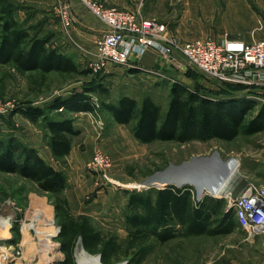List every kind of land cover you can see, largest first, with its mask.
I'll use <instances>...</instances> for the list:
<instances>
[{
	"label": "rangeland",
	"instance_id": "1",
	"mask_svg": "<svg viewBox=\"0 0 264 264\" xmlns=\"http://www.w3.org/2000/svg\"><path fill=\"white\" fill-rule=\"evenodd\" d=\"M11 1L19 7L18 17L29 18L27 23L33 24V32L38 30L44 33L53 30L55 33L51 39L52 45L64 46L67 40L62 34V29L68 33L74 27L75 21L68 26L64 24L60 0ZM183 3L184 0H145L144 6L147 13L151 11L154 18L165 21L171 15L177 17ZM214 7L213 11L204 14L203 11L206 10H202L201 7L196 11L193 7L190 9L191 19L194 18L192 20L196 22V26L204 28L197 27V31L204 30L213 35L226 33L229 37L248 40L264 38V0L218 2L215 0ZM0 10H5V7L0 5ZM71 14L75 18L72 7ZM171 20L166 21L170 31ZM197 33L195 32L199 35ZM62 41L65 42L61 43ZM67 45L71 47L69 42ZM72 50L74 51L71 54L78 68L86 70L85 72L73 74L51 72L42 75L32 71L19 74L9 66H0V138L14 136L22 143L34 146L53 166L65 168L63 170L67 177L66 189H70V184H73V187L80 191L74 214L87 215L97 229L123 239L128 229L123 217L127 192H143L149 187H155L143 186L141 182L147 175L165 168L169 163L179 164L192 156H207L211 160L215 158L213 162L217 159L221 161L223 165H218L217 175L225 172L224 165L228 166L232 161L235 162L236 170L227 183V189L234 195L239 194L250 183L264 184V130L251 135L240 134L230 141L194 138L184 142L141 143L133 137L130 124L115 123L109 113L102 110L79 115L68 113L73 119V124L80 128V134L72 137V144L77 143L83 150L87 138L93 136L92 152L99 149L108 153L113 160L112 167L107 172H95L89 170L84 163L81 164L80 171L73 176L65 157L56 160L49 152L47 131L41 119L24 115L21 112L22 107L29 105L46 107L56 96L101 83L106 88L107 95L101 96L97 90L89 92L95 102L98 103L101 99L116 101L121 95H129L139 103L145 95H150L159 105L163 115L169 100L171 81H179L189 87L215 94L219 89L216 80L203 75L186 61H179L180 64L176 63L175 67H172L174 75L157 68L133 67L132 64H109L105 70L93 72L89 66L91 57L88 51L77 53L75 49ZM240 97L249 99L246 96ZM46 112L54 116V112L49 110ZM214 164L215 162L211 166H216ZM211 170L212 168L208 171ZM188 184L196 194V184L194 182ZM213 193L217 194L206 186L202 195L213 196ZM217 198H222L225 208L231 210L227 207V198L223 196ZM51 202L50 195L38 190L35 183L30 180L17 173L0 172V217L7 215L10 217L7 234L9 238H4L6 234L0 232V257H6L0 258V261L4 260V264H37L46 259L48 264H59L64 255L59 250L56 239L58 225ZM36 214H40L41 217L37 221L38 224L28 231V235L24 234L22 225L32 221ZM226 222L219 225L214 217L210 226L214 229L212 233L181 235L164 243L156 242L140 264H264V234L249 236L234 220L233 224L227 227ZM49 226L53 229L51 244L44 243L46 242L44 239L39 240L44 237V232ZM223 227H226L224 231ZM34 229L39 232L35 234ZM45 245L51 247L47 253H44L48 250ZM81 248L82 244L77 242L73 251V258L77 264L78 249ZM83 249L88 254L98 255ZM38 252L40 254L34 258L33 255ZM123 262L126 264L125 259L109 264Z\"/></svg>",
	"mask_w": 264,
	"mask_h": 264
},
{
	"label": "trees",
	"instance_id": "2",
	"mask_svg": "<svg viewBox=\"0 0 264 264\" xmlns=\"http://www.w3.org/2000/svg\"><path fill=\"white\" fill-rule=\"evenodd\" d=\"M0 5L5 7L0 10V66H9L19 74L86 71L78 68L71 55L52 45L55 32H33V24L27 23L29 18L18 17L19 7L11 0H0ZM94 85L56 96L46 107L21 108L24 115L43 122L54 159L68 155L72 137L80 134L68 113L106 111L115 123L130 124L133 137L141 143L184 142L194 138L230 141L240 134L251 135L264 130V102L237 96L244 91L241 85L217 83L219 91L215 94L172 81L163 115L150 95H145L139 103L129 95H121L116 101L101 99L97 103L89 92L97 90L99 95L106 96L107 90L101 83ZM46 110L54 112V116ZM0 172L17 173L50 195L59 226L56 239L64 255L59 264H77L73 258L77 242L88 252L98 253L102 263L125 259L126 264H140L156 242L214 232L210 228L214 217L219 225L227 221V227L233 220L238 224L222 198L205 194L197 201L190 184H167L160 188L149 187L143 192H127L123 217L128 229L126 236L119 239L97 229L87 215L73 213L65 195L64 170L46 161L34 146L14 136L0 138Z\"/></svg>",
	"mask_w": 264,
	"mask_h": 264
},
{
	"label": "built area",
	"instance_id": "3",
	"mask_svg": "<svg viewBox=\"0 0 264 264\" xmlns=\"http://www.w3.org/2000/svg\"><path fill=\"white\" fill-rule=\"evenodd\" d=\"M80 1L106 26L94 41L89 62L93 72L105 70L109 64H129L132 55L139 56L151 47L172 60L177 55L181 56L191 67L218 83L243 86L244 91L237 96L264 102V38L247 41L224 33L219 39L207 36L182 40L168 29L165 22L156 18L144 17L128 8L106 6L98 0ZM60 2L64 24L68 26L74 23L75 18L69 1ZM112 161L108 153L95 149L86 166L91 171L107 172L112 167ZM227 183L219 195L213 193V196L227 198V207L231 208L237 223L249 236L264 234V184L250 183L234 195L227 189ZM195 188L194 199L198 201L203 191ZM58 231L59 226L56 235ZM33 232L36 234L39 231L34 229ZM44 236L51 244L53 235L46 232ZM46 248L48 250L44 253L51 249L49 246ZM36 255L33 257L36 258Z\"/></svg>",
	"mask_w": 264,
	"mask_h": 264
},
{
	"label": "crops",
	"instance_id": "4",
	"mask_svg": "<svg viewBox=\"0 0 264 264\" xmlns=\"http://www.w3.org/2000/svg\"><path fill=\"white\" fill-rule=\"evenodd\" d=\"M69 1L75 13L74 14L75 23L73 24L74 27H72L68 33L62 29V34L64 35V37H66V40L70 43L72 49H75V52L87 53L88 51V55H90L89 57H92V52L94 50V41L98 36L102 34L103 31H105L106 26L95 15H93L82 2H80L79 0H69ZM100 1L106 6L111 5L116 7L119 6V8L124 7L136 11L144 17L154 18V13H151L149 9L148 11L150 12L148 13L146 12L147 9H145L144 6L145 0L143 2L141 0H100ZM218 1L220 0H217V2ZM214 4H215V0H184L183 7L180 9L177 17L171 15L170 18L165 19V21L163 20L160 21L166 23V21L168 22V20H171L172 17L173 20H171L172 21L171 31L174 34H176L178 37H180L182 40H188L198 36L201 37L210 36L219 39L223 36L222 34L213 35L208 31H204V30L197 31L196 28L198 26H196V22L192 20L194 18L191 19V13H190V9L192 7L194 8L195 11L199 10L201 7L202 10H206L203 11V14L207 12L209 13L210 11L214 10L215 8ZM200 27L201 29H204L202 26H199L198 28ZM194 31L198 32L197 34L199 35H196ZM244 40L249 41L248 38H245ZM67 41L65 43L63 41L61 42L64 43L63 47H65V49L59 46L58 48L60 51L72 56L71 53L74 50H72L71 47L67 45L68 44ZM69 48L71 50H69ZM179 61H185V59L177 55L175 57V60H172L170 58L163 56L156 49L148 47L139 56L132 55L130 57L129 64H132V66L134 65L133 67H139V68H157L160 69L161 71L166 72L169 75H174V71L172 70L173 69L172 67H175L176 63L180 64ZM82 113H86V112H77L74 114L79 115ZM93 138H94L93 136L87 138L85 148L83 150H81L78 147L77 143L72 144L70 152L68 153V155L65 156V161L69 163V166L71 167L70 172L73 174V176H75V173H78L80 171L81 164L84 165V163H86L91 158L94 152V151L92 152V146L94 144ZM70 185L71 188L66 189L65 195L68 199L70 208L73 211L77 206V201H79L78 199H79L80 191L78 190L77 187L75 186L73 187V184Z\"/></svg>",
	"mask_w": 264,
	"mask_h": 264
},
{
	"label": "bare ground",
	"instance_id": "5",
	"mask_svg": "<svg viewBox=\"0 0 264 264\" xmlns=\"http://www.w3.org/2000/svg\"><path fill=\"white\" fill-rule=\"evenodd\" d=\"M214 159L215 158H213L212 160L210 159L212 162L211 164L213 165V163L215 162L214 165H216L213 167L211 166V168H212L211 171H203V172H201V174L196 175V176L190 175L187 177V179H189V181L194 182L196 184L197 190L199 192L203 191L204 187L208 186L213 191H215L217 193V195H219L220 190L224 187L225 183L228 182V179L232 176V174H234V172L236 170V164H235V162L232 161V163L230 165H228V166L224 165L223 171H225V172L224 173L222 172V175H217L218 174V170H217L218 168L217 167H218V165L219 166L223 165V163L221 161H219L218 159L213 162ZM7 216H5V217L1 216L0 217V232H1V234H6L4 236V238H9V236L7 234H8V226L10 224V219H9L10 217L8 218ZM40 218H41L40 214H36L35 217H33L32 221H30L28 223H24V225H23L24 228L22 229L24 234L28 235L29 228L36 226L38 224L37 221ZM47 223L50 224V222H47ZM52 231H53V229L51 228V226H49L48 229H46V232L50 236L53 235ZM46 232H44V233H46ZM28 239H29V241H31V239L29 237H28ZM41 239H44L46 241L44 243L50 242V240L47 239L46 236L40 238L39 240H41ZM39 240H38V242H39ZM78 247H80V246H78ZM78 250H79L78 251V253H79L78 263L79 264H104L100 261V259L98 258V255L88 254L87 252H85V250L83 248L78 249ZM29 255L32 256V254H29ZM0 258L5 259L6 257L2 256ZM38 259H40V258H38ZM0 264H4V260L0 261ZM37 264H48V261L46 259H43L40 263H37ZM117 264H122V263H117Z\"/></svg>",
	"mask_w": 264,
	"mask_h": 264
},
{
	"label": "water",
	"instance_id": "6",
	"mask_svg": "<svg viewBox=\"0 0 264 264\" xmlns=\"http://www.w3.org/2000/svg\"><path fill=\"white\" fill-rule=\"evenodd\" d=\"M211 169L210 158L207 156H192L179 164L169 163L165 168L147 175L141 182L143 186L163 187L167 184L181 186L185 183H192L187 179L190 175H199L203 171ZM98 258L100 259L99 255ZM125 264V262H123Z\"/></svg>",
	"mask_w": 264,
	"mask_h": 264
}]
</instances>
